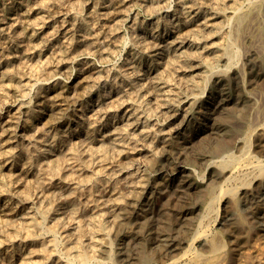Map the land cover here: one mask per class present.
<instances>
[{
	"label": "rangeland",
	"instance_id": "1",
	"mask_svg": "<svg viewBox=\"0 0 264 264\" xmlns=\"http://www.w3.org/2000/svg\"><path fill=\"white\" fill-rule=\"evenodd\" d=\"M260 1L263 2L264 0ZM164 2L165 4L167 3L165 6ZM180 2V0H145V2L144 0H9V2L8 0H0V71L3 72L4 68H8V70H10L11 68V70L8 72V76L10 75L11 77L8 80H4L3 77L0 76V190L2 193H0V208L2 207V205L4 206L7 202L8 210L11 211L8 213H3L4 215L0 214V245L2 244L0 246V260L4 261L3 263L6 264L7 260L12 258L13 262L21 264V255L28 252L30 253L31 251L35 254L32 253L30 257V264H66L67 257L63 247V239L65 235L64 232H67L68 230L71 233H74L75 235L83 233L84 229H86V232H89H84L82 234L85 242L83 243L84 248L88 249L87 245H89L90 247L94 243L100 244L103 238L111 242L114 248L115 241L113 234H115L116 228H114L115 226L109 218V211L113 208L111 209L108 207L111 205L112 200L107 196H104L103 198V205L108 207L107 209L109 210H101V208L99 209L95 204H93L91 200H94L95 198H97V196L92 197L91 195H89L91 193L90 187L83 184L89 178L99 177L97 181L98 184L96 185V187L100 191H103V193L110 192L108 185L110 186L111 184L114 185L115 188L118 186V190L121 191L120 188H123L126 184H131L132 181V184H138L139 179L150 177L149 181H145L146 185H148L150 188V186H152L155 182L161 183L165 178H167V180L165 179L167 184L163 186L164 188L161 187L157 191L158 193H154V195L150 193V190H148L147 193L142 196L141 201L136 207L137 210H135V208L127 207L128 209H126L124 212V214L126 213V217H128L129 220L133 221L139 215V213H137L138 210H140V208H144L147 205L148 201H151L153 204L155 203L153 205L156 211H154L155 215H150L149 220L152 221L155 216L160 215L158 217L162 219V224L159 230L166 234H169L175 230L176 222L179 218L177 214H179V211L181 210V208L184 207L185 204H189V207L194 208L204 202V198L202 196H205L206 194L204 187L208 175L207 173L202 172V170L200 169L199 159H201L203 156H206L210 152V150L209 145H207V143L201 138L195 141V143H193L194 147H192L191 149H185L184 145L182 144L183 140L181 139L184 132H188L190 129H192L191 124L188 125L187 123L185 125V128L182 129L181 139L179 138L178 140H176V146L174 145L175 147H170L166 151L163 149L155 148L151 152H146L145 144L147 141L155 140L156 134L168 133L170 132V130L172 131L174 130V128L176 129L182 124H185L184 120H186V116L194 109V104L193 102L191 103V101L196 98L195 96L204 98L205 103L203 107H207V102L214 99L215 96H217L218 94L215 84L216 78H221V82L225 85V89L229 90L228 95L232 99H239L240 101H244L247 106H250V108L254 107L258 109H264V51L261 52L262 54L260 55L259 53H255V51L252 49L254 48V45H257L258 42H263L264 44V9L261 13V17L263 18V20L262 18H260V25H262H259L258 28L250 30L247 37H245V28H243L244 30L241 29L239 32H236L233 29V20H229L226 25L222 24L225 19L220 18L218 19V21L221 22L223 26L221 25V30L219 31L220 33H218V37L216 39L211 37L209 39H204L207 45L211 46V48H215L214 46L215 44H217L216 48L213 51H215L216 49L222 50L223 47L226 46L227 40H237L236 43L239 52V56L236 59L237 64H234L235 62L231 63V65H228L224 61L215 62L213 53L210 55L207 53H203L202 62H199V59L194 58L196 54L194 56L186 55V57L183 58L184 62H182V59L178 60V62L173 67H171L170 69L165 71L163 75H161L162 79H158L156 77L157 72L159 70L161 72L163 70V66H165L163 64H161V66L158 65L161 62L160 59L166 62L167 60L171 59V57H173L172 55L174 54L171 50V52L169 51L165 53L163 51H152V49H149L150 45H148V41L147 43L145 42V37L147 34L159 36L162 33V28L160 29L154 27L156 22H158L159 20V22L163 24L166 18L165 16H167L169 13L170 15L179 14ZM161 3L163 4L162 6ZM226 3L228 6H234L235 8L233 7V10H237L238 7V10L241 11L242 9L248 10L250 8V3L248 5L247 0H228L226 1ZM115 10H117V13L115 12ZM157 10L159 11L157 12ZM163 14H165V16H163ZM225 25L226 27H224ZM229 25L230 27H228ZM153 28L154 31L151 30ZM63 38H65L66 40ZM133 39L134 41H132ZM136 42L137 44H135ZM37 45L38 47H35ZM101 45L103 46V48ZM189 52L190 51H187V54ZM191 58L193 59L191 60ZM204 61L210 62V67L212 66L211 68L213 69V73L202 68V64L206 63ZM157 68H159V70H157ZM62 70L64 71L62 72ZM241 70H243V72H240ZM244 72L246 74H244ZM216 73H220L219 76ZM83 74L85 79L84 87L86 86L88 97L86 96V99L83 100V104L77 106L78 108H74V105H69V107L67 105V107L65 108L66 110L64 111L65 114L63 112L60 115L61 119L66 121L68 119H71V117H74V113H76L74 112L75 109L83 110V114L85 115L84 120H75L76 124L74 125L73 132L71 130L70 133L72 135V139L71 137L58 135L57 137L55 136L56 138L54 140L53 136L57 133L56 131L53 132L54 135L51 133L48 137H44L43 141L46 146L45 151L42 152L37 159H35L33 165L25 166L27 168L26 172L29 175L23 176L21 174L20 176L18 175L16 177L12 176V174L10 173V169L12 167H18L19 164L24 165L27 163V159H24L22 157L23 150L21 148L22 143L26 142V140H24L25 134L24 132L19 131L17 126L22 124L28 117L34 119L39 109L43 112L50 111L48 104H46V101L43 98L53 86L60 82L62 85L73 87V85L75 86L79 82V79L83 76ZM87 76H89L90 79ZM126 77H128L129 79H126ZM158 77H160V75ZM134 78L137 79L134 80ZM236 80L239 81L237 82ZM106 81L108 83L106 89L112 86H115L117 88V91L114 93V95H116L115 99H118L119 101L117 100L116 102L112 103L108 100V98L103 97L102 93L99 92L100 84L98 82L106 83ZM120 84L126 85L123 88ZM157 84H159L158 88L161 92L160 95H157L156 93ZM193 86H195V89H192ZM253 87H255V89L258 91L256 94L257 98L255 97L253 99H248L246 97L245 92L249 90V88ZM144 95L147 97H145ZM141 97L147 98L149 100L150 111H147L145 108L142 107V114L140 115L139 121L133 129H129L127 131L126 136L124 138V142L121 143L120 146H111L108 143L107 131L110 132L113 128L118 127V125L120 126V123L123 122L125 116L133 107V104L138 102L139 104L142 103L143 98ZM228 109L223 113V116L221 118V122H223L222 124L226 127L228 126L227 130L231 134L245 133L247 129L246 123L250 122L251 120L250 116L246 117L245 113H239L233 109ZM110 119H113L114 122L110 123ZM203 121L204 118H201L200 121L197 120V122H199L198 127H202V123H204ZM45 123H47V120L40 119L37 120L35 126L40 125V129H43L45 128ZM84 136L86 138L90 136L94 142V145L89 144L88 146V143L86 142V138ZM10 143L12 145H10ZM104 143L107 145H105ZM179 145H181L180 148ZM242 147H244V142L237 145L238 149L234 148V146L232 145V153L236 157L241 155ZM248 147L249 149L251 148L250 152L253 151L252 154L257 156L259 151L256 150L257 154L255 153V149L251 147L250 140L247 143V148ZM80 150L86 153H90L92 155L88 156L87 154L86 156L84 154L83 156L82 153V157L80 156L82 159L80 157L79 159H74L73 155L76 153L79 154L81 152ZM177 150L182 152L183 160H186L188 162L190 161V163L194 164L195 171L197 170L190 177L193 182H198L196 183L198 186L196 192L197 196L195 195L193 198H189V200L185 196L184 192H179L178 194L175 193V190L182 185L181 178L177 177V181V179L174 180L169 175H167L168 173H170V171H168L166 174H164V172L162 174H156L153 169L154 167H156V165H159V162L160 164H162L163 162L165 166L163 164L162 166L166 167V170L173 169L174 167H176V161L174 160L173 156L178 152ZM236 150H239V152H236ZM36 152L37 147L32 149L31 154L35 155ZM185 153L187 155L189 153L191 154L187 156ZM136 154H141V156H136ZM11 155H13V159L11 158ZM57 155H59L58 158ZM91 156H93V160L91 159ZM191 159L194 160L192 161ZM87 160L93 161L95 165L93 169L92 167H87V165L85 164L88 163ZM49 162L51 163L49 164ZM48 165L54 166L48 168ZM119 171H122V173ZM93 175L96 176L93 177ZM194 175L196 178L194 177ZM125 176L128 177L126 178ZM134 178L138 180L135 181ZM125 179L127 180V182H125ZM160 180L161 182H159ZM100 181H102L103 183ZM114 183L117 184V186ZM37 186H39L40 188ZM64 188L75 189V195L73 196V200L71 201L73 202L74 206H72L73 208H70L71 210L73 209L72 212L74 213V215L69 209V207H67L66 205L67 201L69 200L68 196L63 192ZM17 189H19V193H21V196H23L22 198H28V202L23 200H17L15 197H13V193ZM127 191H129V189H127ZM127 191L121 192L125 195V198L127 195H129L126 194ZM6 193L9 195H7ZM148 198L149 200H147ZM126 200L128 199L126 198L124 202H126ZM109 201L111 202L109 203ZM249 203V206L253 205L252 200H249ZM129 209L130 211H128ZM101 211L107 212L101 213ZM131 212L133 213L131 214ZM44 213H46L47 215V219L45 220L42 218ZM127 213H130V217ZM259 217L262 218L260 219ZM91 218H93V220H91ZM234 218L233 220L229 218L226 219L225 212L221 209L219 215L215 217L216 221L211 223V231H213L215 235H223L221 237L223 238V241L227 248V259L224 264H255L261 252H264V245L260 240L261 238H264V235H261L264 234V228L262 227L264 225V215H257L255 223L259 230L256 234H253V237L255 238L248 243L244 242V240L237 239L236 236L234 237V234L229 229V227L231 228L233 226L230 224H233L236 221V219ZM72 220H74L73 223ZM95 220H98L97 222L99 223H97ZM102 220L104 222L106 221L107 223L108 227L106 229H100L99 227V224ZM213 220L214 219H212V221ZM228 221H231V223H228ZM37 222L43 223V229H35L34 225ZM69 222L71 225L69 224ZM89 223L91 226L89 225ZM63 225L65 226L63 227ZM67 225L71 227H67ZM88 226L90 227L88 228ZM61 227H63V229ZM75 230L77 232H75ZM227 231L229 234H227ZM87 234H89L93 238ZM133 236L134 234L129 236V238ZM129 238L123 242V250L126 253H129L130 249H132V247L134 246L132 242L128 241ZM230 239L231 241L228 242V240ZM148 246H150V242L147 239L146 243L144 241L136 249L138 250L137 254H139L138 257L141 258L142 263L153 260L156 257L155 254L150 252V248ZM256 246H259V248H257ZM38 249L39 251H37ZM195 249L197 253L206 254L208 248L207 245L204 243H197L195 245ZM258 249H260L261 251ZM256 253L258 254V256ZM102 256L105 257V255L101 254L100 257ZM32 259L35 262H33ZM117 261L118 257L115 255V257H113V262Z\"/></svg>",
	"mask_w": 264,
	"mask_h": 264
},
{
	"label": "bare ground",
	"instance_id": "2",
	"mask_svg": "<svg viewBox=\"0 0 264 264\" xmlns=\"http://www.w3.org/2000/svg\"><path fill=\"white\" fill-rule=\"evenodd\" d=\"M45 1V0H44ZM123 1V0H122ZM156 1V0H155ZM161 1V0H159ZM167 1V0H165ZM180 9L179 14H171L170 13L165 16L164 23H160L159 20L156 22L154 27L162 28V33L159 36L147 34L145 42L148 45H150L149 49H152V51L159 52L163 51L169 52L170 50L174 55L171 57V59L167 60L166 62L160 59V63L158 65L161 66V64L165 65L163 66V70L160 72L159 70L157 72L156 77L158 79H162L161 75L171 67H173L178 60L182 59V62H184V59L187 56L195 55L194 58L199 59V62H202V55L203 53L207 54H214L215 62H221L224 61L228 65L233 62L234 64H237L236 59L239 56V52L237 49V43L234 39L227 40L226 46L223 47L222 50L216 49L213 51L217 44H215V48H211V46H208L205 42V38L209 39L211 38H217L219 31L221 30V25L226 24L229 22V20H233L234 26L233 29L236 32H239L241 29L245 28V37L248 36V33L250 30H253L254 28H258L260 25V18L261 13L264 9V1L260 0H247L248 5L250 3V8L248 10L242 9L241 10H233L234 6H228L226 1L228 0H180ZM234 1V0H233ZM9 2V0H8ZM38 2V1H37ZM59 2V1H58ZM145 2V0H144ZM53 4V3H52ZM119 4V2H118ZM154 4V3H153ZM167 4V3H166ZM164 2V6L166 5ZM70 5V4H69ZM150 5V4H149ZM163 4L161 3V6ZM222 5V6H221ZM38 6V5H37ZM93 6V5H92ZM136 6V5H135ZM142 6V5H141ZM155 6V5H154ZM236 6V5H235ZM238 6V5H237ZM240 6V5H239ZM244 6V5H243ZM70 7V6H69ZM100 7V6H99ZM150 7V6H149ZM160 7V6H159ZM158 7V9H159ZM171 7V6H170ZM4 8V7H3ZM11 8V7H10ZM114 8V7H113ZM161 8V7H160ZM163 8V7H162ZM232 8V11H231ZM235 8V7H234ZM242 8V6H241ZM27 9V8H25ZM112 9V8H111ZM130 9V8H129ZM122 10V9H121ZM144 10V9H143ZM169 10V9H168ZM246 10V11H244ZM72 11V10H71ZM91 11V10H90ZM111 11V10H110ZM117 10H115L116 12ZM159 10H157L158 12ZM127 12V11H126ZM153 12V11H152ZM156 12V13H157ZM77 13V12H76ZM111 13V12H110ZM117 13V12H116ZM155 13V12H154ZM90 14V13H89ZM114 14V13H113ZM159 14V13H158ZM79 15V14H78ZM118 15V14H116ZM93 16V15H92ZM136 16V15H135ZM162 16V17H163ZM264 16V15H263ZM16 17V16H14ZM38 17V16H37ZM45 17V16H44ZM123 17V16H122ZM164 18V17H163ZM162 18V20H163ZM224 18L225 20L222 22H219L218 19ZM15 19V18H14ZM99 19V18H98ZM113 19V18H112ZM121 19V18H119ZM127 19V18H126ZM157 19V18H156ZM118 20V19H117ZM263 20V18H262ZM35 21V20H34ZM33 21V22H34ZM102 21V20H101ZM44 22V21H43ZM99 22V21H98ZM62 23V21H61ZM82 23V22H81ZM112 23V22H111ZM263 23V21H262ZM1 24V23H0ZM44 24V23H43ZM104 24V23H103ZM122 24V23H121ZM232 24V21H231ZM230 24V25H231ZM32 25V24H31ZM41 25V24H40ZM107 25V24H106ZM226 25L224 27H226ZM230 25L228 27H230ZM262 25V24H261ZM260 25V26H261ZM39 26V25H38ZM49 26V25H48ZM140 26V25H139ZM162 26V27H161ZM223 26V25H222ZM232 26V25H231ZM129 27V26H128ZM106 28V27H105ZM232 28V27H231ZM230 29V28H229ZM82 30V29H81ZM154 31V28L151 29ZM244 30V29H243ZM242 30V31H243ZM99 31V30H98ZM230 31V30H229ZM232 31V30H231ZM262 31V30H261ZM65 32V31H64ZM256 32V31H255ZM47 33V32H46ZM115 33V32H114ZM118 33V32H117ZM170 33V34H169ZM53 34V33H52ZM251 34V33H250ZM116 35V34H115ZM229 35V34H228ZM231 35V34H230ZM253 35V34H252ZM133 36V35H132ZM54 37V36H53ZM85 37V36H84ZM87 37V36H86ZM167 37V38H166ZM226 37V36H225ZM234 37V36H233ZM243 37V35H242ZM241 37V38H242ZM252 37V36H251ZM105 38V37H104ZM103 38V39H104ZM129 38V37H128ZM133 38V37H132ZM229 38V37H228ZM256 38V37H255ZM264 38V37H263ZM65 39V38H63ZM72 39V38H71ZM96 39V38H95ZM66 40V39H65ZM222 40V39H220ZM264 40V39H263ZM262 40V41H263ZM134 41V39L132 40ZM240 41V40H239ZM256 41V40H255ZM71 42V41H70ZM74 42V41H73ZM72 42V43H73ZM115 42V41H114ZM131 42V41H130ZM205 42V43H204ZM214 42V41H213ZM36 43V42H35ZM89 43V42H88ZM239 43V42H238ZM119 44V43H118ZM137 44V42L135 43ZM139 44V43H138ZM209 44V43H208ZM127 45V44H126ZM48 46V45H47ZM102 46V45H101ZM128 46V45H127ZM136 46V45H135ZM146 46V45H145ZM244 46V45H243ZM35 47H38L35 46ZM49 47V46H48ZM100 47V46H99ZM240 47V46H239ZM248 47V46H247ZM98 48V47H97ZM103 48V46H102ZM242 48V47H241ZM39 49V48H38ZM255 53L262 54L261 52L264 51V44L263 42H258L257 45H254V48H252ZM77 50V49H76ZM246 50V48H245ZM69 51V50H68ZM71 51V50H70ZM99 51V50H98ZM103 51V50H102ZM170 51V52H171ZM185 51V52H184ZM187 51H190L187 54ZM112 52V50H111ZM144 52V51H143ZM242 52V51H241ZM246 52V51H245ZM101 53V52H100ZM103 53V52H102ZM184 53V54H183ZM249 53V52H247ZM253 53V52H251ZM185 55V56H184ZM255 55V54H254ZM9 56V55H8ZM206 56V55H205ZM259 56V55H258ZM210 57V56H209ZM213 57V56H212ZM249 57V55H248ZM45 58V57H44ZM76 58V57H75ZM189 58V57H188ZM187 58V59H188ZM245 58V57H244ZM54 59V58H53ZM108 59V58H107ZM106 59V60H107ZM186 59V60H187ZM193 58H191L192 60ZM105 60V61H106ZM109 60V59H108ZM137 60V59H136ZM195 60V59H194ZM43 61V60H42ZM190 61V60H189ZM81 62V61H80ZM103 62V61H102ZM127 62V61H126ZM206 63L202 64V68L208 70L209 72H212L213 69L210 67V62L204 61ZM42 63V62H41ZM67 63V62H66ZM118 63V62H117ZM54 64V63H53ZM219 64V63H218ZM222 64V63H221ZM224 64V63H223ZM42 65V64H41ZM91 65V64H90ZM96 65V64H95ZM107 65V64H106ZM113 65V64H112ZM225 65V64H224ZM15 66V65H13ZM12 66V68H13ZM69 66V65H68ZM94 66V65H93ZM52 67V66H51ZM66 67V66H65ZM92 67V66H91ZM115 67V66H113ZM130 67V66H129ZM200 67V66H199ZM244 67V66H243ZM211 68V69H210ZM43 69V68H42ZM67 69V68H66ZM65 69V70H66ZM89 69V68H88ZM130 69V68H129ZM223 69V68H222ZM225 69V68H224ZM229 69V68H228ZM11 70V68H10ZM8 68H4V71H0V76L3 77V79L8 80L11 76H8V72L10 71ZM70 70V69H69ZM231 70V69H230ZM14 71V70H13ZM11 71V72H13ZM37 71V70H36ZM55 71V70H54ZM64 70H62L63 72ZM89 71V70H88ZM95 71V70H94ZM220 71V70H219ZM96 72V71H95ZM118 72V70H117ZM133 72V71H132ZM169 72V71H168ZM240 72H243L241 70ZM47 73V72H46ZM82 73V72H81ZM128 73V72H127ZM213 73V72H212ZM12 74V73H11ZM50 74V73H49ZM61 74V73H59ZM131 74V73H129ZM209 74V73H208ZM218 76L220 73H216ZM243 74V73H242ZM244 74H246L244 72ZM252 74V73H251ZM13 75V74H12ZM56 75V74H55ZM136 75V74H135ZM139 75V74H138ZM160 75V77H158ZM199 75V74H198ZM96 76V75H95ZM110 76V75H109ZM132 76V75H131ZM130 76V77H131ZM216 76V75H215ZM89 77V76H87ZM107 77V76H106ZM125 77V76H124ZM137 77V76H136ZM139 77V76H138ZM208 77V76H207ZM22 78V77H21ZM33 78V77H32ZM68 78V77H67ZM98 78V77H97ZM133 78V77H132ZM90 79V77H89ZM88 79V80H89ZM100 79V78H99ZM98 79V80H99ZM126 79H129L126 77ZM137 78H134V80ZM156 79V78H155ZM59 80V79H58ZM84 74L79 79V82L73 87L62 85L60 82L57 83L55 86H53L44 96L43 99H45L46 104H48V107L50 111L43 112L39 109L37 112L35 118L28 117L22 124L18 125L17 128L19 131L24 132L26 140L25 143H22V150H23V158L27 159V163L24 165H20L18 167H12L10 169V173L12 176H20L21 174L23 176L29 175L26 170L27 168L25 166H31L34 164L35 159H37L42 152L45 151V143L43 141L44 137H48L49 134H53V132H57L53 138H55L58 135H64L66 137H71L72 135L71 130L73 132L74 125L76 124L75 120H84L85 115L83 114L82 109H75L74 117H71V119L63 120L61 119L60 115L66 110L65 108L69 107V105H74V108H78L77 106H80L83 104V100L86 99V96L88 94L86 90V86L84 87ZM97 80V81H98ZM124 80V79H123ZM131 80V79H130ZM255 80V79H254ZM96 81V82H97ZM103 81V80H102ZM207 81V80H206ZM237 81V80H236ZM239 81V80H238ZM237 81V82H238ZM253 81V80H252ZM251 81V82H252ZM63 82V81H62ZM69 82V81H68ZM86 82V81H85ZM126 82V81H125ZM178 82V81H177ZM99 85V92L102 93L103 97L108 98L109 101L112 103L116 102L118 99H115L116 95L114 93L117 91V88L115 86H112L108 89H106V86L108 85L107 81L105 82H98ZM132 83V82H131ZM146 83V82H145ZM179 83V82H178ZM236 83V82H235ZM257 83V81H256ZM3 84V83H2ZM1 84V85H2ZM26 84V83H25ZM89 84V83H88ZM129 84V83H128ZM191 84V83H190ZM215 84L217 88V96H215L214 99L211 101H208V106L203 107L205 101L204 98L195 96L191 103L194 104V109L192 112L188 113L186 116V120H184L185 124H182L178 128H174V130H170L168 133H162V134H156L155 140L147 141L146 142V152H151L155 148L168 150V148L176 146V140L179 138L181 139L182 136V129L185 128V125L188 123V125L191 124V128L188 132H184L182 139L183 145L185 149H191L193 146V143L195 141L199 140L200 138L203 139L207 145H209L210 152L203 156L201 159H199L200 169L202 172L207 173V180L205 183V196H202L204 198V202L196 207H189V204H185L183 208L179 211L178 221L176 222V228L174 231H172L169 234L163 233L159 230L161 227V220L160 215L153 216L154 218L152 221H150L149 217L150 215H155L154 207L151 201H148L147 205L144 208H140L137 213L139 215L133 220H129L128 217H126V213L124 214L125 210L128 208H135L138 206V203L141 201L142 196H144L148 190H150L152 194L158 193L157 191L165 186L167 184L165 178L163 182L161 180L159 182L161 183H154L152 186L146 185L145 181H149L150 177L139 179L138 184L131 182L129 185H125L123 188H120L121 191L118 190L117 184H115L117 187L115 188L114 185H108L110 192L106 193L103 191H100L97 189L96 185L98 184V178L95 177L96 175H93L95 178H89L87 181H85L86 186L90 187V194L92 197H96L93 201V204H95L99 209L106 210L108 207L113 208L110 210L109 218L111 219L113 225L116 228L115 234H113L114 241H115V247L113 248L112 243L106 240L105 238L102 239V242L100 244L94 243L92 246L87 248H84L83 243V233L86 232L84 229V232L78 235H75L74 233H71L69 230L67 232H64V251L66 253L67 261L66 264H224L227 259V252H226V246L223 241V238L221 236L215 235L213 231H211V223L216 221L215 217L219 215L220 210L222 209L225 212L226 219L229 218L231 220L236 219L235 223L230 224L233 225L229 229L234 234V237L236 236L239 240H244V242L248 243L251 242L253 237V234H256L259 230L256 226L255 219L257 215L263 216L264 215V109H258V108H250V106L246 105L244 101H240L239 99H232L228 95V91L225 89V85L221 82V78L215 79ZM5 85V84H4ZM13 85V84H12ZM27 85V84H26ZM87 85V84H85ZM110 85V84H109ZM121 87H125L126 84H120ZM252 85V84H251ZM250 85V86H251ZM259 85V84H257ZM3 86V85H2ZM90 86V85H89ZM159 84H157L156 93L157 95H160V89L158 88ZM204 86V85H203ZM249 86V85H248ZM120 87V86H119ZM128 87V86H127ZM126 87V88H127ZM205 87V86H204ZM237 87V86H235ZM252 87V86H251ZM257 87V86H256ZM14 88V87H13ZM93 88V87H92ZM91 88V89H92ZM98 88V87H97ZM90 89V88H89ZM94 89V88H93ZM92 89V90H93ZM122 89V88H121ZM192 89H195V86H193ZM96 90V89H95ZM128 90V89H127ZM231 90V89H230ZM237 90V89H236ZM261 90V89H260ZM133 91V90H132ZM135 91V90H134ZM138 91V90H137ZM136 91V93H137ZM141 91V90H140ZM216 91V90H215ZM238 91V90H237ZM3 92V91H2ZM98 92V91H97ZM145 92V91H144ZM152 92V91H151ZM150 92V93H151ZM193 92V91H192ZM257 90L255 87L249 88L245 92L246 97L248 99L257 98ZM139 93V92H138ZM148 93V92H147ZM154 93V91H153ZM22 94V93H21ZM141 94V93H140ZM145 94V93H144ZM260 94V93H259ZM33 95V94H32ZM118 95V94H117ZM142 95V94H141ZM200 95V94H199ZM235 95V94H234ZM239 95V94H238ZM16 96V95H15ZM98 96V95H97ZM121 96V95H120ZM137 96V95H136ZM145 96V95H144ZM143 96V97H144ZM259 96V95H258ZM263 96V95H262ZM7 97V96H6ZM88 97V96H87ZM141 97V98H143ZM147 97V96H145ZM188 97V96H187ZM198 97V98H197ZM211 97V96H210ZM192 98V97H191ZM238 98V97H237ZM260 98V97H259ZM160 99V98H159ZM209 99V98H208ZM261 99V98H260ZM10 100V99H9ZM121 100V99H120ZM126 100V99H125ZM175 100V99H174ZM245 100V99H244ZM258 100V99H257ZM39 101V100H38ZM119 101V100H118ZM128 101V100H127ZM6 102V101H5ZM36 102V101H35ZM134 102V101H133ZM258 102V101H257ZM260 102V101H259ZM262 102V101H261ZM27 103V102H26ZM110 104V103H109ZM127 104V103H126ZM160 104V103H159ZM192 104V105H193ZM259 104V103H258ZM114 105V104H113ZM117 105V104H115ZM128 105V104H127ZM191 105V106H192ZM185 106V105H184ZM255 106V105H254ZM257 106V105H256ZM25 107V106H24ZM71 107V106H70ZM86 107V106H85ZM107 107V106H106ZM109 107V105H108ZM113 107V106H112ZM142 107L145 108L147 111H150V102L147 98L142 99V103L139 104L135 103L133 104V107L131 110L127 113L125 116V119L122 123H120V126L113 128L110 132L107 134L108 143L111 146H120L121 143L124 142V138L126 136V133L129 129H133L137 122L140 119V115L142 114ZM170 107V106H169ZM232 107V108H230ZM260 107V106H259ZM153 108V107H152ZM192 108V107H191ZM233 109L236 112L239 113H245V116H250L251 120L250 122L246 123V131L245 133L239 134H231L227 130V127L223 125L221 122V118L223 116L224 111L227 109ZM1 109V108H0ZM112 109V108H111ZM144 109V110H145ZM157 109V108H156ZM173 109V108H172ZM187 109V108H186ZM228 109V110H229ZM47 110V109H46ZM69 110V109H68ZM154 110V109H153ZM15 111V110H14ZM13 111V112H14ZM103 111V110H102ZM111 111V110H110ZM116 111V110H115ZM104 112V111H103ZM184 112V111H183ZM96 113V112H95ZM110 113V112H109ZM177 113V112H176ZM238 113V114H239ZM12 114V113H11ZM65 114V112H64ZM227 114V113H226ZM71 115V114H70ZM167 115V114H166ZM113 116V115H112ZM172 116V115H171ZM33 117V116H32ZM110 117V116H109ZM65 118V117H62ZM111 118V117H110ZM123 118V117H122ZM201 118H204V123H202V127H198L199 122ZM237 118V117H236ZM242 118V117H241ZM47 120V123H45L43 129H40V125H36L37 120ZM88 119V118H87ZM103 119V118H101ZM109 119V118H107ZM100 120V118H99ZM194 121V122H193ZM46 122V121H45ZM106 122V121H105ZM110 123H113L114 120L110 119ZM161 122V121H160ZM183 122V121H182ZM193 122V123H192ZM44 123V122H43ZM94 123V122H93ZM145 123V122H144ZM165 123V122H164ZM118 124V123H117ZM240 124V123H239ZM3 125V124H2ZM1 125V126H2ZM42 125V123H41ZM97 125V124H96ZM95 125V126H96ZM104 125V124H103ZM176 125V124H175ZM244 125V124H243ZM5 126V125H4ZM81 126V125H80ZM87 126V125H86ZM8 127V126H7ZM138 127V126H137ZM146 128V127H145ZM101 129V128H100ZM173 129V128H172ZM185 130V129H184ZM12 131V130H11ZM10 131V132H11ZM105 132V131H104ZM165 132V131H164ZM68 133V134H67ZM99 133V131H98ZM154 133V132H153ZM2 134V133H1ZM10 134V133H9ZM23 134V135H24ZM75 135V134H73ZM84 135V134H83ZM99 135V134H98ZM158 135V136H157ZM56 136V137H55ZM130 136V135H129ZM85 137V136H84ZM134 137V136H133ZM132 137V138H133ZM138 137V136H137ZM86 138V137H85ZM72 139V137H71ZM84 139V138H83ZM82 139V140H83ZM52 140V139H51ZM66 140V138H65ZM251 141V147L260 152H258L257 156L253 155L251 151V148H247L248 141ZM22 141V140H21ZM133 141V140H132ZM86 142L89 144H93L94 142L90 136L86 138ZM139 142V141H138ZM244 142V147H242V153L239 156H235L232 153V145L234 148H237V145ZM72 143V142H71ZM201 143V142H200ZM34 144V145H33ZM105 144V143H104ZM181 144V143H180ZM204 144V143H203ZM10 145H12L10 143ZM9 145V146H10ZM14 145V144H13ZM78 145V144H77ZM107 145V144H105ZM196 145V144H195ZM206 145V146H207ZM101 146V145H100ZM129 146V145H128ZM174 146V147H175ZM181 145H179L180 148ZM197 146V145H196ZM241 146V145H240ZM37 147V152L35 155L31 154V151L33 148ZM102 147V146H101ZM183 147V148H184ZM239 147V146H238ZM1 148V147H0ZM81 148V147H80ZM105 148V147H104ZM109 148V147H108ZM134 148V147H133ZM241 148V147H240ZM73 149V148H72ZM99 149V148H98ZM97 149V150H98ZM110 149V148H109ZM238 149V148H237ZM252 149V150H253ZM5 150V149H4ZM75 150V149H74ZM79 150V149H78ZM134 150V149H133ZM203 150V149H202ZM81 151V150H80ZM90 151V150H88ZM99 151V150H98ZM103 151V150H102ZM118 151V150H117ZM164 151V152H165ZM170 151V150H169ZM173 151V150H171ZM175 151V150H174ZM178 151V150H177ZM239 152V150H236V152ZM73 152V151H71ZM106 152V151H105ZM138 152V151H137ZM136 152V153H137ZM1 153V152H0ZM56 153V152H55ZM75 153V152H74ZM79 153V152H78ZM84 154L87 156H90L92 154L86 153L84 151H81L79 154H74V159H79V157H82ZM140 153V152H139ZM153 153V152H152ZM161 153V152H160ZM169 153V152H168ZM10 154V153H9ZM99 154V153H98ZM133 154V153H132ZM186 154V153H185ZM191 154V153H189ZM188 154V155H189ZM237 154V153H236ZM187 155V154H186ZM187 155V156H188ZM37 156V157H36ZM59 155H57L58 158ZM118 156V155H117ZM136 156H141V154H136ZM167 156V155H166ZM13 155H11V158ZM80 157V158H81ZM93 156H91V159ZM169 157V156H168ZM190 157V156H189ZM52 158V157H51ZM144 158V157H143ZM174 160L176 161V167L173 169L166 170V167L162 166L160 164L156 167H152L154 169V172L156 174H166L169 175L172 179H177V177L181 178V186L178 187V189L175 190V193H181L184 192L185 196L189 200V198H193L196 195L198 186L196 183L193 182L190 177L194 174V164L190 163V161H184L183 160V154L181 151H178L174 156ZM193 158V157H192ZM195 158V157H194ZM8 159V158H7ZM13 159V158H12ZM82 159V158H81ZM84 159V158H83ZM100 159V157H99ZM170 159V158H169ZM172 159V157H171ZM2 160V159H1ZM66 160V159H65ZM97 160V159H96ZM111 160V159H110ZM173 160V161H174ZM192 161L194 159H191ZM15 161V160H14ZM69 161V160H67ZM76 161V160H75ZM88 163H85L87 167H93L95 166L93 161L87 160ZM104 161V160H103ZM102 161V163H103ZM119 161V160H118ZM83 162V161H81ZM115 162V161H114ZM147 162V161H146ZM168 162V161H166ZM198 162V161H196ZM18 163V162H16ZM51 162H49L50 164ZM70 163V162H69ZM152 163V162H151ZM165 163V162H164ZM55 164V163H52ZM155 165V164H154ZM11 166V165H10ZM43 166V165H42ZM54 165H48V168L53 167ZM57 167V166H56ZM103 167V166H102ZM105 167V166H104ZM138 167V166H137ZM73 168V167H72ZM75 168V167H74ZM106 168V167H105ZM151 168V169H152ZM168 168V167H167ZM53 169V168H52ZM57 169V168H56ZM110 169V168H109ZM136 169V168H135ZM150 169V170H151ZM2 170V169H1ZM101 170V169H100ZM99 170V171H100ZM103 170V169H102ZM112 170V169H111ZM93 171V170H92ZM98 171V172H99ZM104 171V170H103ZM7 172V171H6ZM43 172V171H42ZM49 172V171H47ZM59 172V171H58ZM75 172V171H74ZM73 172V173H74ZM122 173V171H119ZM137 172V171H136ZM143 172V171H142ZM79 173V172H78ZM97 173V171H96ZM100 173V172H99ZM98 173V175H99ZM71 174V173H70ZM69 174V175H70ZM196 174V173H195ZM59 175V174H58ZM150 175V174H149ZM153 175V174H152ZM11 176V175H10ZM11 176V177H12ZM57 176V175H56ZM64 176V175H63ZM68 176V175H67ZM111 176V175H110ZM114 176V175H113ZM147 176V175H146ZM126 177V176H125ZM128 177V176H127ZM126 177V178H127ZM133 177V176H132ZM135 177V176H134ZM143 177V176H142ZM164 177V176H163ZM167 177V176H166ZM195 177V175H194ZM72 178V177H71ZM86 178V177H85ZM136 178V177H135ZM134 178L135 181H137ZM140 178V177H139ZM158 178V177H157ZM196 178V177H195ZM81 179V178H80ZM103 179V178H102ZM200 179V178H199ZM10 180V179H9ZM64 180V179H63ZM72 180V179H70ZM119 180V179H118ZM123 180V179H122ZM126 180V179H125ZM155 180V179H154ZM180 180V179H179ZM17 181V180H16ZM106 181V180H105ZM117 181V180H116ZM120 181V180H119ZM157 181V180H156ZM178 181V179H177ZM198 181V180H197ZM200 181V180H199ZM45 182V181H44ZM50 182V181H49ZM102 182V181H100ZM99 182V183H100ZM127 182V180L125 181ZM55 183V182H54ZM65 183V182H64ZM70 183V182H69ZM103 183V182H102ZM36 184V183H34ZM48 184V183H47ZM109 184V183H108ZM150 184V182H149ZM8 185V184H7ZM84 185V186H85ZM119 185V184H118ZM75 186V185H74ZM130 186V187H128ZM39 187V186H37ZM36 187V188H37ZM99 187V186H98ZM133 187V188H132ZM135 187V188H134ZM40 188V187H39ZM132 188V189H131ZM164 188V187H163ZM203 188V189H204ZM61 189V188H60ZM129 189V191H127ZM28 190V189H27ZM38 190V189H37ZM52 190V189H51ZM126 194H129L126 196L128 200L125 201V195L121 192H126ZM10 191V190H9ZM30 191V190H29ZM170 191V190H169ZM201 191V190H200ZM203 191V190H202ZM63 192L68 196V200L66 205L69 207V209L74 206L73 202H71L73 199V196L75 195V189L74 188H67L63 189ZM62 192V193H63ZM129 192V193H128ZM204 192V191H203ZM1 193V190H0ZM11 193V192H10ZM81 193V192H80ZM2 194V193H1ZM7 194V193H6ZM14 196L17 200H23L27 201V199L22 198L21 193H19V189L14 191ZM59 194V193H58ZM78 194V193H76ZM106 194V195H105ZM151 194V195H152ZM176 194V195H177ZM9 195V194H7ZM53 195V194H51ZM85 195V194H84ZM155 195V194H154ZM180 195V194H179ZM184 195V194H182ZM202 195V194H201ZM36 196V195H35ZM47 196V195H46ZM104 196L111 198L112 203L110 206L106 207L103 205V198ZM184 196V197H185ZM197 196V195H196ZM79 197V196H78ZM77 197V198H78ZM81 197V196H80ZM99 197V198H98ZM155 197V196H154ZM167 197V196H166ZM200 197V198H202ZM52 198V197H51ZM63 198V197H62ZM76 198V199H77ZM114 198V200H113ZM152 198V197H151ZM32 199V198H31ZM46 199V198H45ZM54 199V198H53ZM55 200V199H54ZM149 200V198L147 199ZM196 200V199H193ZM192 200V201H193ZM200 200V199H199ZM249 200L253 201V205L249 206ZM10 201V200H8ZM22 201V202H23ZM37 201V200H36ZM44 201V200H43ZM186 201V200H185ZM28 202V201H27ZM78 202V201H77ZM90 202V204H91ZM111 201H109L110 203ZM48 203V202H47ZM87 203V202H86ZM143 203V201H142ZM188 203V202H187ZM201 203V202H200ZM252 203V202H251ZM53 204V203H52ZM40 205V204H39ZM49 205V204H48ZM78 205V204H77ZM76 205V206H77ZM82 205V204H81ZM107 205V203H106ZM183 206V205H181ZM35 207V206H34ZM66 207V206H65ZM66 207V208H67ZM80 207V206H79ZM95 207V206H94ZM128 207V208H127ZM49 208V207H48ZM73 208V207H72ZM96 208V207H95ZM97 208V209H98ZM75 209V207H74ZM78 209V208H77ZM80 209V208H79ZM71 210V209H70ZM73 210V209H72ZM71 210V212H72ZM109 210V209H107ZM133 210V209H132ZM134 210V211H135ZM175 210V209H174ZM59 211V210H58ZM69 211V210H68ZM78 211V210H77ZM130 211V209L128 210ZM159 211V210H158ZM162 211V210H161ZM11 212L8 210L7 202L6 204L0 208V214ZM36 212V211H35ZM42 212V211H41ZM47 212V211H46ZM79 212V211H78ZM92 212V211H91ZM104 211H101V213ZM107 212V211H105ZM104 212V213H105ZM156 212V211H155ZM58 213V212H57ZM73 213V212H72ZM82 213V212H81ZM84 213V212H83ZM123 213V215H122ZM133 212H131L132 214ZM223 213V212H222ZM22 214V213H21ZM39 214V213H38ZM43 214V213H42ZM50 214V213H49ZM52 214V213H51ZM55 214V213H54ZM92 214V213H91ZM128 214V213H127ZM158 214V213H157ZM156 214V215H157ZM224 214V213H223ZM4 215V214H3ZM6 215V214H5ZM28 215V214H27ZM70 215V214H69ZM74 215V213H73ZM100 215V214H99ZM105 215V214H103ZM102 215V216H103ZM130 213L128 214V216ZM137 215V214H136ZM162 215V214H161ZM11 216V215H10ZM21 216V215H20ZM51 216V215H50ZM76 216V215H75ZM132 216V215H131ZM223 216V215H222ZM27 217V216H26ZM59 217V215H58ZM69 217V216H68ZM78 217V216H77ZM97 217V215H96ZM130 217V216H129ZM24 218V217H23ZM44 220L47 219L46 213H44L43 217ZM55 218V217H54ZM71 218V217H70ZM104 218V217H103ZM107 218V217H106ZM162 218V217H161ZM219 218V217H218ZM260 218V217H259ZM262 218V217H261ZM260 218V219H261ZM29 219V218H28ZM34 219V217H33ZM78 219V218H77ZM84 219V218H82ZM98 219V218H97ZM212 219H214L212 221ZM60 220V219H58ZM57 220V221H58ZM93 220V218H91ZM90 220V221H91ZM104 220V219H103ZM101 221L99 224L100 229H106L107 223L106 221ZM40 221V220H39ZM50 221V220H49ZM69 221V220H68ZM74 220H72L73 223ZM76 221V220H75ZM81 221V220H80ZM87 221V220H86ZM96 221V220H95ZM98 221V220H97ZM96 221V222H97ZM110 221V220H109ZM150 221V222H149ZM224 221V220H223ZM19 222V221H18ZM21 222V221H20ZM31 222V219H30ZM71 222V221H70ZM69 222V224H70ZM89 222V221H88ZM263 222V219H262ZM4 223V222H3ZM13 223V222H12ZM11 223V224H12ZM23 223V222H22ZM25 223V222H24ZM68 223V222H67ZM82 223V222H81ZM99 223V222H97ZM149 223V224H147ZM216 223V222H215ZM228 223H231V221ZM258 223V222H257ZM32 224V223H30ZM34 224V223H33ZM66 224V223H65ZM88 224V223H87ZM95 224V223H94ZM93 224V225H94ZM71 225V224H70ZM90 225V223H89ZM92 225V226H93ZM110 225V224H109ZM217 225V224H216ZM30 226V225H29ZM28 226V228H29ZM65 225H63L64 227ZM87 226V225H86ZM91 226V225H90ZM88 226V228L90 227ZM146 226V227H145ZM163 226V225H162ZM261 226V224H260ZM18 227V226H17ZM33 227V226H32ZM31 227V228H32ZM35 229H43V223L37 222L34 225ZM33 227V228H34ZM63 227H61L63 229ZM67 227H71L68 226ZM215 227V226H214ZM213 227V228H214ZM221 227V226H220ZM228 227V226H227ZM264 228V225L262 226ZM95 228V227H94ZM113 228V229H114ZM71 229V228H70ZM92 229V228H91ZM221 229V228H220ZM261 229V228H260ZM1 230V229H0ZM18 230V229H17ZM94 230V229H93ZM110 230V229H109ZM25 231V230H23ZM43 231V230H42ZM41 231V232H42ZM64 231V230H63ZM90 231V230H89ZM92 231V230H91ZM115 231V230H114ZM113 231V232H114ZM229 231V230H228ZM227 231V234H229ZM230 231V232H231ZM31 232V231H30ZM51 232V231H50ZM54 232V231H53ZM57 232V230H56ZM75 232H77L75 230ZM81 232V231H80ZM101 232V231H100ZM167 232V231H166ZM11 233V232H10ZM79 233V232H78ZM89 233V232H86ZM85 233V234H86ZM109 233V232H108ZM225 233V232H223ZM264 233V232H263ZM16 234V233H15ZM53 234V233H52ZM51 234V235H52ZM84 234V235H85ZM94 234V233H93ZM97 234V233H96ZM95 234V235H96ZM134 234L133 237L129 238ZM220 234V233H219ZM5 235V234H4ZM57 235V234H56ZM89 235V234H87ZM264 235V234H261ZM12 236V235H11ZM90 236V235H89ZM108 236V235H107ZM106 236V237H107ZM41 237V236H40ZM92 237V236H90ZM111 237V236H110ZM262 237V236H261ZM23 238V237H21ZM43 238V237H42ZM85 238V237H84ZM93 238V237H92ZM91 238V241H92ZM109 238V237H108ZM129 238V242H132L134 246L132 249H130L129 253L124 252L123 250V242ZM11 239V238H10ZM25 239V238H24ZM61 239V238H60ZM89 239V238H88ZM95 239V238H94ZM98 239V238H97ZM110 239V238H109ZM148 239L150 242V252L155 254V258L153 260L147 261L142 263L141 258L138 257L139 254H137L138 246ZM234 239V238H233ZM232 239V240H233ZM260 239V238H259ZM1 240V239H0ZM21 240V239H20ZM19 240V241H20ZM44 240V239H43ZM113 240V239H111ZM262 241V244L264 245V238L260 239ZM4 241V240H3ZM7 241V240H6ZM35 241V240H34ZM42 241V240H41ZM228 240V242H230ZM236 241V240H235ZM13 242V241H12ZM89 242V241H88ZM243 242V243H244ZM257 242V241H256ZM36 243V242H34ZM197 243H204L207 245V252L206 254L203 253H197L195 249V245ZM236 243V242H235ZM242 243V244H243ZM88 244V243H87ZM90 244V243H89ZM2 245V244H1ZM0 245V246H1ZM11 245V244H10ZM42 245V244H41ZM145 245V244H144ZM238 245V243H237ZM241 245V244H240ZM262 245V246H263ZM46 246V245H45ZM142 246V245H141ZM147 246V245H146ZM235 246V245H234ZM60 247V246H59ZM257 247V246H256ZM12 248V247H11ZM20 248V247H19ZM239 248V247H238ZM244 248V247H243ZM250 248V246H249ZM259 248V246L257 247ZM256 248V249H257ZM247 249V248H246ZM245 249V250H246ZM252 249V248H251ZM44 250V249H43ZM203 250V249H202ZM229 250V249H228ZM260 250V249H258ZM6 251V250H5ZM33 251V250H32ZM39 251V249L37 250ZM41 251V250H40ZM238 251V250H236ZM261 251V250H260ZM7 252V251H6ZM44 252V251H43ZM42 252V253H43ZM34 252L30 253H24L21 255L20 260H22L21 264L25 263H31V255ZM38 253V252H37ZM229 253V251H228ZM239 253V252H238ZM243 253V252H240ZM35 254V253H34ZM39 254V253H38ZM47 254V253H46ZM51 254V253H50ZM105 255L100 257V255ZM246 254V253H245ZM257 254V253H256ZM37 255V254H36ZM54 255V254H53ZM65 255V254H64ZM115 255L118 257L117 262H113V257ZM229 255V254H228ZM244 255V254H243ZM47 256V255H46ZM58 256V255H57ZM258 256V254H257ZM34 257V256H33ZM36 257V256H35ZM43 257V256H42ZM61 257V256H60ZM63 257V256H62ZM244 257V256H243ZM6 258V257H5ZM51 258V257H50ZM38 259V258H37ZM242 259V257H241ZM19 260V262H20ZM46 260V259H45ZM57 260V259H56ZM63 260V259H62ZM33 261V259H32ZM50 261V260H49ZM238 261V260H237ZM4 261L0 260V264ZM35 262V261H33ZM15 262L12 261V258L7 260L6 264H14ZM40 263V261H39ZM18 264V263H15ZM34 264V263H33ZM36 264V263H35ZM62 264V263H57ZM255 264H264V252H261L259 258H257V261Z\"/></svg>",
	"mask_w": 264,
	"mask_h": 264
}]
</instances>
